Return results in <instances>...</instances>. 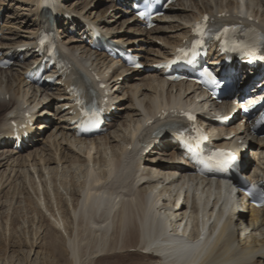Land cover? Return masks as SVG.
I'll return each mask as SVG.
<instances>
[{
    "label": "bare ground",
    "instance_id": "obj_1",
    "mask_svg": "<svg viewBox=\"0 0 264 264\" xmlns=\"http://www.w3.org/2000/svg\"><path fill=\"white\" fill-rule=\"evenodd\" d=\"M66 1L14 0L0 11L4 24L0 59L7 54L20 56L12 69L0 70V201L6 188L18 186V192L29 188L36 200L30 202L34 212L48 222L40 224V233L52 234L50 249L66 256L64 264H264V209L244 203L239 190L227 184L213 185L192 176L190 168L176 161L171 136H150L160 123L145 125L159 110L171 109L173 101L190 105L205 125H210L208 110L222 108L191 85L164 83L161 70H154L139 86V76L128 75L89 47L91 30L96 29L108 41L143 57V45L137 44L142 39L118 36L115 23L127 32L147 35L145 45L166 40L151 59L158 64L189 38L191 22L204 14L264 31V0H179L150 30L138 27L129 16L127 0H105L108 5L98 9L96 17L97 6L89 8L93 0H72L73 8ZM111 7L119 13L106 17ZM46 13L53 18L51 29L58 38L77 31L86 39L69 46L59 41V45L71 74H85L94 85L102 83L96 92L115 107L102 137L74 136L75 117L65 86L35 87L24 77L30 63L39 58L31 48L16 49L34 47L38 32L49 26ZM223 14L226 17L220 19ZM121 86L127 89L128 104L117 107L124 100ZM26 115L30 121H44L30 129L28 149L16 153L8 137L12 123L26 124ZM220 130L230 133L222 143L249 149L241 161L242 171L256 162L254 177L264 179V136L252 135L248 126ZM36 144L38 152L31 153ZM74 169L82 174L78 181ZM25 197L28 203L30 196ZM15 199H21L20 193ZM185 225L191 227L186 239L179 233Z\"/></svg>",
    "mask_w": 264,
    "mask_h": 264
},
{
    "label": "rangeland",
    "instance_id": "obj_2",
    "mask_svg": "<svg viewBox=\"0 0 264 264\" xmlns=\"http://www.w3.org/2000/svg\"><path fill=\"white\" fill-rule=\"evenodd\" d=\"M13 2L14 0H0V7H4L5 10L8 5ZM70 2H72V0H67V7L71 5ZM107 5L108 4L105 0H93V2H91L89 6V8L97 6L94 9L95 13L93 14V17H96L98 15V12H96L98 11V9H104ZM11 7H13L14 9V4H12ZM115 13L116 11L112 10V14ZM109 14L112 15L111 11L107 13L106 16H108ZM116 28L117 30H119L120 26H116ZM120 34L125 37L130 33L128 34L121 32ZM137 37L138 39L145 40L147 35H140ZM62 40L63 42L70 44H75L77 42L75 35L70 34H68L67 37L63 38ZM153 43L155 45H145V41L143 42L145 49H147V52L150 51L151 53H154V51L158 50V47L161 44L160 40H156ZM150 52L149 54H151ZM149 74L152 73L146 69L132 73V75L139 76L140 81L137 82L139 86L140 84L142 86L145 85L143 81ZM123 90L122 91L125 93L127 98V94L125 92L126 89ZM123 104H125L124 106H126V104H128V100ZM46 134L47 132L45 133V136ZM35 150H37L38 152L39 144H36L35 148L30 152H35ZM78 171L79 169L73 170V175L76 176L75 181L80 180L79 178H81L82 176V174ZM7 189L8 188L4 189L1 192L2 198L0 201L2 202V206L0 207V264H64L66 256L59 255L58 253L53 252L50 249V240H54L52 234L46 233L44 235L43 233H40V224L46 226L48 222L46 218H42L43 220L40 219L39 215L34 212L32 204H30V202H33L35 200V197L33 196L31 190L29 188H25L23 192H18V186L10 187L8 191ZM19 193L21 198L20 200H23L21 202H19V199H15L17 196H19ZM25 193L27 194V197L30 196V200L28 203L25 201ZM31 195L33 196V198ZM12 197L15 198L12 199Z\"/></svg>",
    "mask_w": 264,
    "mask_h": 264
},
{
    "label": "snow or ice",
    "instance_id": "obj_3",
    "mask_svg": "<svg viewBox=\"0 0 264 264\" xmlns=\"http://www.w3.org/2000/svg\"><path fill=\"white\" fill-rule=\"evenodd\" d=\"M141 15H143V13H141ZM205 21L208 20V17L204 18ZM230 30L228 28L223 29V32L225 34H227ZM197 32L199 35L203 36L204 35V31H202L199 27L197 29ZM219 39V37H217ZM261 40H264V37L260 38ZM199 43V41L197 42ZM255 51V49H254ZM189 119H194V117L189 116ZM204 139H207L206 137H204ZM236 156L230 154V153H224V152H214L211 155L207 156L203 161H201L202 163L205 164H214L215 166L218 167H225L227 166L229 163L236 161ZM261 198H264V193H260Z\"/></svg>",
    "mask_w": 264,
    "mask_h": 264
}]
</instances>
